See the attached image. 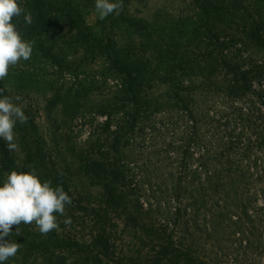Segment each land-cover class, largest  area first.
<instances>
[{
    "label": "trees",
    "instance_id": "trees-1",
    "mask_svg": "<svg viewBox=\"0 0 264 264\" xmlns=\"http://www.w3.org/2000/svg\"><path fill=\"white\" fill-rule=\"evenodd\" d=\"M65 1L57 4L65 6ZM206 2L207 23L199 22L194 32L205 40L179 44L146 22L132 20L135 29L126 34L140 33L139 44L121 47L110 39L96 48L109 64L102 79L79 80L75 88H68L66 117L72 120L81 115L80 120L97 121L95 130L102 135L94 131L76 143L66 134V142L64 137L55 138L50 147L37 140L33 156L29 152L22 165L0 139V186L11 171L34 169L42 182L51 181L53 187L62 184L72 199L64 216L56 214L58 228L47 235L34 223H22L19 235L13 226L4 239L20 247L4 264H209L191 247L177 242L175 233L199 221L206 211L204 218L215 227L213 217L219 211L224 216L223 204H243L244 208L254 203L252 185H264V89L252 84L253 80L263 84L264 61L252 65L242 61L243 57L231 61L224 55L233 47L242 52L256 46L264 52V0ZM50 3L33 0L32 10H25L31 13V25L23 15L12 21L22 38L40 43L42 51L55 25ZM246 65L252 68L245 69ZM199 71L208 72L203 82L186 80ZM155 81L171 88L160 101L141 96L144 88H154ZM203 87L213 89L220 101L215 107L209 104L196 111V95ZM157 112L164 113L158 116L159 122H153ZM151 127L152 132L177 131L180 144L174 143V153L179 155L176 163L183 176L171 184L146 176V166L138 162L140 155H131L136 166L124 154L135 142L130 143L131 137L136 132L145 135ZM172 159L167 158L171 164L175 163ZM133 195L137 197L132 200ZM152 204H186V209L182 212L176 206L159 217ZM240 212L243 217L231 222L232 234L248 249L256 225ZM68 219L70 223H65ZM204 228L207 233L212 231L211 225ZM125 237L133 244L121 245Z\"/></svg>",
    "mask_w": 264,
    "mask_h": 264
},
{
    "label": "rangeland",
    "instance_id": "rangeland-1",
    "mask_svg": "<svg viewBox=\"0 0 264 264\" xmlns=\"http://www.w3.org/2000/svg\"><path fill=\"white\" fill-rule=\"evenodd\" d=\"M47 1H50L54 7L51 8V12L55 17V25L51 30L52 36L44 40L46 50L39 49L40 43H32L34 46H32L31 58L27 61L21 60L17 65L10 67L8 76L0 81V86L5 90L3 94L13 98L14 103L23 106V102L27 101L24 111L28 121L25 124L17 122L14 128L15 142L19 145V149L11 153L15 155L14 158L19 165L25 162L29 152L33 156V143L37 140L50 147L55 138L60 140L64 137L66 142V134L70 139H75L76 143L84 142L94 131L97 136L102 135V131L95 130L97 121L92 122L87 118L80 120L81 115L72 120L66 117V91L69 87L75 88L79 80L88 82L102 79L100 75L109 64V59L96 50L102 44L110 43V39L114 41L116 39V43L121 47L129 46L131 43H140V33L137 32L131 37L126 34L135 29L132 27V20L146 22L153 29L162 32L165 39L175 40L179 44L199 38L205 40V36L199 37L194 32L199 22L207 23L206 6L208 7V3L206 1L208 0H122L123 9L120 14H111L103 20L99 19L95 12V0H66L65 6L63 3L57 4L59 0ZM32 2L33 0H18L25 10L30 7L32 10L33 7L30 6ZM225 38L227 39L228 36ZM240 47L238 45L237 48ZM190 48L194 49L193 46ZM225 54L228 60L237 61L243 57L242 61L245 60L246 63L252 65L264 61V52L256 46H250L242 52H238L236 47H233L225 51ZM250 67L246 65L245 69ZM207 75L208 72L199 71V73L195 72L194 75L184 78L186 80L194 78L199 84ZM153 84L152 90L144 88L141 93L145 99L160 101L163 99L161 97L171 89L157 81ZM252 84L258 90L264 89V81L259 85L256 80H253ZM212 90L206 87L198 90L196 99L199 103L196 111L204 110L209 104L214 107L219 104L220 97ZM16 96L22 99L16 101ZM163 113L154 114L153 122H157L158 116ZM98 121H101L100 117ZM150 129L151 131H145V135H139L136 132L133 136L135 139L133 137L130 139V143L135 141L133 146L129 149L125 148L124 151L127 153L124 154H127L129 159L133 154L140 155L138 162L146 166V176L160 177L161 181L171 184L183 176L180 175L182 171L179 163H176L179 155L174 153L175 144H180L177 131L152 132V127ZM171 156L175 161L173 164H171L172 161L167 160ZM132 159L130 161L135 162V158ZM252 189L254 203L245 204L244 208L243 204H223L226 209L225 212L222 210L224 216L219 211L216 217H213L215 227L210 223L211 220L204 218L207 211L201 213L199 221L196 223L193 221L189 223V227L183 226L179 232L175 233V240L191 247L197 257L209 264H264V236L262 234L264 204L260 203L264 199V185L257 182L252 185ZM126 191L131 190L126 188ZM136 197L133 195L130 198L133 200ZM152 205V210L159 217L167 216V212H172V208L176 206L181 207L182 212L186 209V204ZM242 210L246 216H249L248 220L256 225L255 235H249L254 242L248 249L240 245L241 240L238 236L235 238L232 234L235 227L231 225V222L237 221V218L242 216L240 212ZM195 214L197 216L199 213ZM205 224L211 225L210 233L205 231ZM120 243L129 246L130 243L133 244V241L125 237Z\"/></svg>",
    "mask_w": 264,
    "mask_h": 264
},
{
    "label": "clouds",
    "instance_id": "clouds-1",
    "mask_svg": "<svg viewBox=\"0 0 264 264\" xmlns=\"http://www.w3.org/2000/svg\"><path fill=\"white\" fill-rule=\"evenodd\" d=\"M122 9V0H95V12L101 20L111 14L119 15ZM22 15L24 21L31 25V13L26 12L18 0H0V81L8 76L10 67L31 58L32 43L22 38L12 22L13 18ZM4 91L0 89V139L5 141L9 152H15L19 145L15 142L14 128L17 122L25 124L28 121L24 111L27 101L23 106L14 103L13 98L3 94ZM21 99L20 96L15 97L16 101ZM71 204L72 199L62 184L53 187L51 181L42 182L34 169L29 172L13 170L6 174L0 186V264L19 251V243L4 239L11 235L13 226L19 235L22 223H34L41 234L47 235L58 228L56 214L64 216L66 206ZM65 223H70V219Z\"/></svg>",
    "mask_w": 264,
    "mask_h": 264
}]
</instances>
